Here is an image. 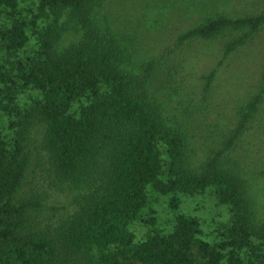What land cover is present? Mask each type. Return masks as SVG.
I'll use <instances>...</instances> for the list:
<instances>
[{
	"label": "trees",
	"instance_id": "trees-1",
	"mask_svg": "<svg viewBox=\"0 0 264 264\" xmlns=\"http://www.w3.org/2000/svg\"><path fill=\"white\" fill-rule=\"evenodd\" d=\"M109 1L37 0L27 19L19 0H0V17L8 20L0 24V51L15 52L31 36L36 43L34 55L12 68L0 61V111L13 133L12 143L0 136V264H264L258 193L234 153L260 95L194 159L190 100L178 102L184 119L167 109V98L179 91L177 67L140 53L135 32L116 23ZM183 1L198 13L220 0ZM42 16L46 23L37 30ZM262 28L264 9L235 16L205 10L177 44L222 37L226 58ZM215 72L203 76L205 94ZM24 89L37 94L21 102ZM36 127L56 179L74 193V207L56 223L39 218L38 195H21ZM148 187L170 193L174 209L178 194L211 187L229 210L218 240L200 237L196 216L177 213L169 231L136 241L127 224L147 205Z\"/></svg>",
	"mask_w": 264,
	"mask_h": 264
},
{
	"label": "rangeland",
	"instance_id": "rangeland-1",
	"mask_svg": "<svg viewBox=\"0 0 264 264\" xmlns=\"http://www.w3.org/2000/svg\"><path fill=\"white\" fill-rule=\"evenodd\" d=\"M37 0H19L22 16L32 19L36 12ZM107 3L109 12L121 28L135 32L134 43L138 44L140 53L152 56H164L175 64V84L179 88L168 99L167 109L177 111L179 118L184 119L180 110L181 102L190 100L192 114L190 120L195 122L191 133L194 135V159H201L204 150L215 143L216 137L225 129L234 125L235 113L260 95L255 116L249 119L244 134L240 137L235 156L243 169L250 176V182L258 195L254 202L261 218H264V28L255 32L252 38L238 47L226 58L222 57V37L210 40H192L177 44L178 35L203 16V12L242 15L257 13L264 9V0H220L214 9L210 6L191 12L194 7H185L183 0H112ZM166 7V8H164ZM6 17H0V24H7ZM46 23L45 18L36 19L35 29L40 30ZM28 33L31 30L28 29ZM72 38L71 31L64 41ZM36 43L31 36L24 47L15 52L0 51V61L6 68H12L16 61L25 60L34 55ZM216 68L210 91L204 93V75ZM165 87L163 93H169ZM35 93L24 89L18 95L19 101L25 102ZM166 99V101H167ZM182 105V106H181ZM172 113V112H171ZM32 155L29 167L21 187V195H38L42 202L39 218L45 223H56L63 218L66 210L74 207V193L65 184L60 183L51 170L45 151L39 140L42 131L39 127L32 132ZM0 136L8 143L13 141V133L9 128V118L0 111ZM214 142L211 144V142ZM243 162V163H242ZM171 194H161L148 187L147 205L140 215L127 224V228L135 235V240L145 238L155 231H169L174 225L177 213L196 216L200 223V237L215 242L228 223L229 210L214 194L211 187L195 194H178L179 206H170ZM153 217V221H151ZM40 220V223L41 221ZM195 255L197 256L196 252Z\"/></svg>",
	"mask_w": 264,
	"mask_h": 264
}]
</instances>
